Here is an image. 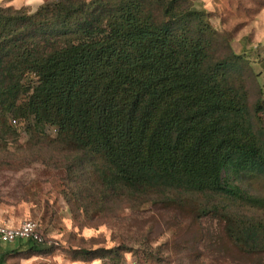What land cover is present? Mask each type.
Wrapping results in <instances>:
<instances>
[{"label": "trees", "instance_id": "obj_1", "mask_svg": "<svg viewBox=\"0 0 264 264\" xmlns=\"http://www.w3.org/2000/svg\"><path fill=\"white\" fill-rule=\"evenodd\" d=\"M222 42L187 0H49L32 13L0 7V133L10 131L8 121L53 128V142L98 162L103 198L180 204L202 196L264 210V198L235 184L264 176L262 108L248 104L247 61L226 41L220 51ZM196 211L220 213L215 204ZM218 218L216 244L226 251L217 260L264 264V224ZM118 251L72 254L117 263Z\"/></svg>", "mask_w": 264, "mask_h": 264}, {"label": "rangeland", "instance_id": "obj_2", "mask_svg": "<svg viewBox=\"0 0 264 264\" xmlns=\"http://www.w3.org/2000/svg\"><path fill=\"white\" fill-rule=\"evenodd\" d=\"M6 2L19 9L36 0H0V7ZM187 5L202 11L222 37L220 51L226 53L222 47L226 41L247 61L249 69L241 78L250 110L259 100L264 125V0H187ZM8 126L10 131L0 133V222H37L44 243L40 252L6 253L3 264H235L231 259L217 260L219 250L226 251L225 244H216L218 216L235 214L243 221L264 224V210L224 199L197 196L180 204H140L123 196L103 198L94 158L53 142L56 132L49 126L34 130L31 123L15 126L10 121ZM235 184L264 198V176ZM213 204L220 213L197 217L199 207ZM21 243L26 242H0V247ZM109 249H119L117 263L109 258L81 261L72 254ZM235 260L257 263L241 256Z\"/></svg>", "mask_w": 264, "mask_h": 264}, {"label": "built area", "instance_id": "obj_3", "mask_svg": "<svg viewBox=\"0 0 264 264\" xmlns=\"http://www.w3.org/2000/svg\"><path fill=\"white\" fill-rule=\"evenodd\" d=\"M17 240L43 244L44 238L39 224L32 220L22 221L18 225H6L0 222V242L11 245Z\"/></svg>", "mask_w": 264, "mask_h": 264}, {"label": "crops", "instance_id": "obj_4", "mask_svg": "<svg viewBox=\"0 0 264 264\" xmlns=\"http://www.w3.org/2000/svg\"><path fill=\"white\" fill-rule=\"evenodd\" d=\"M46 1L44 0H36V2H31V3H26V4H22V6H18L19 8L21 7H25L27 8L28 10H32L33 12L36 11L43 3H45ZM6 7H11L13 6L14 4L13 3H8L6 2L4 4ZM20 245V244H19ZM19 245L17 246H11V247H8V248H3V247H0V259L8 252L10 251H14L15 249H17L19 247Z\"/></svg>", "mask_w": 264, "mask_h": 264}]
</instances>
